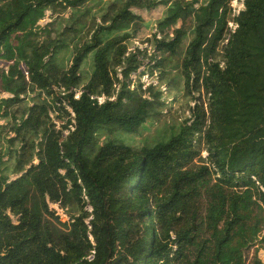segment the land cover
Wrapping results in <instances>:
<instances>
[{"label": "trees", "instance_id": "1", "mask_svg": "<svg viewBox=\"0 0 264 264\" xmlns=\"http://www.w3.org/2000/svg\"><path fill=\"white\" fill-rule=\"evenodd\" d=\"M232 2L0 0V264H264V0ZM160 7L151 51L132 52ZM47 11L75 15L42 27ZM148 61L182 73L194 122L96 151L101 128L164 108Z\"/></svg>", "mask_w": 264, "mask_h": 264}, {"label": "rangeland", "instance_id": "2", "mask_svg": "<svg viewBox=\"0 0 264 264\" xmlns=\"http://www.w3.org/2000/svg\"><path fill=\"white\" fill-rule=\"evenodd\" d=\"M232 8L234 15L239 14L242 10L245 9L244 0H233ZM96 12V11H94ZM164 13V8L160 7L156 10L146 12H141L144 17L146 23H148L149 27H145L141 30L138 38L135 41V46L131 48V51L136 53L137 48L142 50L147 49L148 52L151 51V47L147 42L148 38H153L155 34H157L158 25L157 22L162 18ZM75 15V12L68 11L65 14H54L52 11H47L45 19L39 22V24L44 27L50 25L55 19H61L62 17L70 18ZM97 23H103V19L100 17L97 18ZM236 25L234 23H230V28L232 30L236 29ZM160 37V35H158ZM71 51L66 49L61 54L63 57H69ZM93 54L94 52L88 53L84 57V61L82 64V74L88 80L94 72L93 68ZM149 61L147 62L146 67H143L140 70V73L146 71L147 73L141 77V82L145 85V88L150 84L155 85L158 88H161L162 98L161 103L164 108H156L151 112L150 117L143 124L141 129L136 133H128L121 131L117 126H105L101 128L97 133V142L96 148L97 151L103 144L106 142L113 140L118 143L124 144L126 146L142 148V147H153L158 143H166L168 142L173 134L177 132L180 128L181 122L185 121L187 117H191L190 124L194 122L192 111L196 109L199 101L198 100H188V97L185 96L183 88L184 82L182 81V73L178 72V70H172L167 78V81H160V73L159 71H155L152 75L149 70H145L148 68ZM154 64H152L153 66ZM5 63L0 61V67L3 68ZM68 66H71V63H68ZM8 70V68H6ZM138 78L137 75L133 76V79L136 80ZM170 83V85H169ZM79 95V94H78ZM199 97V95H196ZM2 98L11 97L10 94L4 93L1 96ZM201 97V96H200ZM202 100H205V97L202 95ZM104 99H102L103 101ZM188 103V104H187ZM188 105V106H187ZM190 107V109H189ZM4 125V122L0 123ZM58 127L61 128V124L58 123ZM66 135V134H65ZM204 156L207 153H203ZM18 176L16 174L11 175V180H16ZM51 209L55 210L57 214L61 217L63 221H68L71 218V214L66 210L62 209L58 204H50ZM253 251L250 259L253 258ZM258 258L264 263V250L260 249L258 252Z\"/></svg>", "mask_w": 264, "mask_h": 264}]
</instances>
